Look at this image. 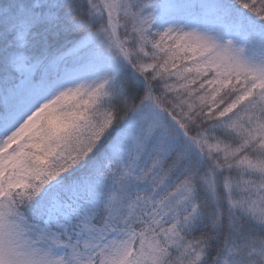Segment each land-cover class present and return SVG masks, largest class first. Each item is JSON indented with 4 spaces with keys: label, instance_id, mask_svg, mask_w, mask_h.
<instances>
[{
    "label": "snow or ice",
    "instance_id": "6c2138e0",
    "mask_svg": "<svg viewBox=\"0 0 264 264\" xmlns=\"http://www.w3.org/2000/svg\"><path fill=\"white\" fill-rule=\"evenodd\" d=\"M0 264H264V0H0Z\"/></svg>",
    "mask_w": 264,
    "mask_h": 264
}]
</instances>
